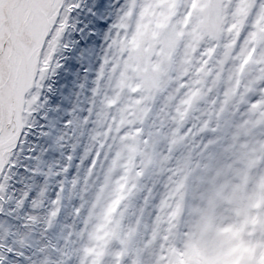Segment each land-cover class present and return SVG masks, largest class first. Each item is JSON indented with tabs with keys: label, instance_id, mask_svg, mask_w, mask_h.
<instances>
[{
	"label": "rangeland",
	"instance_id": "374dc122",
	"mask_svg": "<svg viewBox=\"0 0 264 264\" xmlns=\"http://www.w3.org/2000/svg\"><path fill=\"white\" fill-rule=\"evenodd\" d=\"M131 2V18L114 13L125 30L111 48L97 46L85 60L64 147L42 157L43 171L61 174L49 176L42 197L43 180H34L23 211L0 215V238L9 222V236L48 244L64 264H234L264 243V76L255 66L238 72L232 59L218 63L222 49L197 71L199 51L183 54L184 39L161 63L157 29L139 19L147 0ZM122 4L126 11L130 0ZM18 179L9 194H22ZM24 214L36 217L25 229Z\"/></svg>",
	"mask_w": 264,
	"mask_h": 264
},
{
	"label": "snow or ice",
	"instance_id": "6c2138e0",
	"mask_svg": "<svg viewBox=\"0 0 264 264\" xmlns=\"http://www.w3.org/2000/svg\"><path fill=\"white\" fill-rule=\"evenodd\" d=\"M178 7L177 0H147L139 12L140 21L147 19L157 29L152 38L161 44L156 52L161 63L187 37L185 48L199 51L197 71L222 49L223 59L218 63L232 59L239 62L238 72L255 66L264 76V0H183L179 19H175ZM115 12L131 18L135 8L131 0L126 11L122 0H0V215L23 211L34 187L26 179L42 178L37 193L42 197L49 176L61 174L53 173L51 166L45 172L39 165L49 149L64 147L72 129L78 109L70 97L84 88L78 81L85 78L82 72H89L85 60L97 46L110 49L125 30L123 24L113 22ZM153 67L158 69L159 64ZM129 87L136 91L140 85ZM82 119L87 121V116ZM66 159L71 162L73 157ZM69 170L66 166L63 173ZM17 176L14 182L22 184L19 196L8 192ZM60 185L56 199L51 200L53 206L59 203L63 180ZM5 203L11 204L7 213ZM38 206L39 200L33 198L31 207ZM56 215L57 210L49 213V224ZM19 219L24 221L21 227H28L36 217L24 214ZM51 251L65 256L55 246ZM90 252L86 249L85 256ZM233 259L234 264H264V243L241 260ZM0 264H64V260H54L48 244L33 247L23 239L7 243L0 238Z\"/></svg>",
	"mask_w": 264,
	"mask_h": 264
},
{
	"label": "trees",
	"instance_id": "16d2710c",
	"mask_svg": "<svg viewBox=\"0 0 264 264\" xmlns=\"http://www.w3.org/2000/svg\"><path fill=\"white\" fill-rule=\"evenodd\" d=\"M9 221V220H8ZM7 221V222H8ZM22 225V224H21ZM9 229H10V227H9V222L7 223V226H6V228H5V230L4 231H2L1 233H2V235L4 236H6V240H5V242H7V243H13V242H19L21 239H23L22 238V236H20V237H15V235L14 234H12L13 236L11 237V236H9ZM23 229H25V227H23ZM10 231H11V229H10ZM22 233H23V235L25 234V235H28L29 234V232L31 233V231H27V230H22L21 231ZM21 232H20V234L19 235H22L21 234ZM7 233V234H6ZM36 241V240H35ZM35 241H32V242H30V243H28V242H26V241H24L25 242V244L26 245H32L33 247H37V242H35ZM39 244H40V241H39Z\"/></svg>",
	"mask_w": 264,
	"mask_h": 264
},
{
	"label": "bare ground",
	"instance_id": "6f19581e",
	"mask_svg": "<svg viewBox=\"0 0 264 264\" xmlns=\"http://www.w3.org/2000/svg\"><path fill=\"white\" fill-rule=\"evenodd\" d=\"M188 41V38L187 37H185L184 38V40H183V46H182V52H183V54H185V55H188V56H195V54H196V52L195 53H192L190 50H188V49H186L185 48V44H186V42ZM187 53V54H186ZM197 53H198V51H197ZM130 56V55H129ZM126 57L127 58V65H130L131 64V61H132V57L133 56H131V57ZM179 68H181V67H179ZM136 111V110H135ZM131 118V122H134L133 120V118H132V116L130 117ZM233 142L235 143V142H239V141H236V140H233ZM246 146V144H241L240 145V148H243V147H245ZM248 147H246V149H247ZM26 175V174H25ZM26 181H28L30 184H33V185H36L35 183H34V180L33 179H26ZM33 182V183H32ZM38 184V183H37ZM38 185H41V184H38Z\"/></svg>",
	"mask_w": 264,
	"mask_h": 264
}]
</instances>
